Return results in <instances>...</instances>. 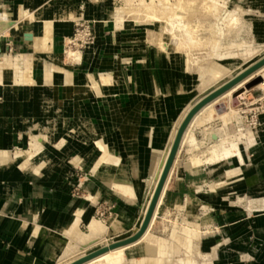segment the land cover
I'll use <instances>...</instances> for the list:
<instances>
[{"label":"bare ground","instance_id":"1","mask_svg":"<svg viewBox=\"0 0 264 264\" xmlns=\"http://www.w3.org/2000/svg\"><path fill=\"white\" fill-rule=\"evenodd\" d=\"M240 1L241 0L234 1L233 9H232L233 11L231 12V15L232 16L237 15L238 19L242 17V14L240 15L241 11L236 10V7ZM133 2L134 0H125V3L128 8V9L126 8L125 10L129 14L131 13H137L139 15L144 14L147 17V19L151 20V21H147L149 22V25L154 26L155 24H159V28L164 31L166 30L165 23L169 22V25L172 26L173 28L172 30L174 32L173 36L171 35L169 36L170 38L172 37L173 39L172 40L173 42H171L170 40V42L172 43L171 45L173 44L177 46L183 45L184 47L183 42H181L182 39L180 40L179 43L180 37L178 38L177 37L178 35L175 34L176 33L174 31L175 29L182 30L181 35L186 36V38L188 39L186 42L187 46L185 45V47H189L190 45L198 41H199L198 46H201L200 44L203 43L202 38L198 37L199 31L198 32L192 31L195 30V28H197L196 26L194 27V29H191V27L189 28L188 27L189 25L187 26V24H186L187 27L184 26L185 24V23L183 24L184 20L181 23L180 21L175 19V17L176 18L180 17L179 13H181L182 15V13L184 12L186 13V11H190L191 2H187L190 3L189 6V4L179 5V3L181 4L183 3L180 1L178 4H176L177 2H175L174 5H171L168 3V0H151V3L149 4H145L146 2L144 3L143 0H140V3L137 5L136 8L134 7ZM101 7L107 11L104 5L103 6L101 5ZM132 7H134L137 10L133 12ZM217 8L220 9V7L218 6L216 7V9ZM217 10L215 11L217 12ZM89 12L90 11H88L87 13L86 12L82 13L80 15L90 16L91 14L88 15ZM185 13L183 15H186ZM186 16L187 17L183 16L182 18L185 19L189 18L188 17L189 13ZM14 19L16 18H13V10L11 8L3 9L2 12H0V41L5 37L9 38L10 41H13L15 36L20 35L22 37V41H24V44L30 47L32 53L26 56L17 55L14 58H8L6 54L2 55L4 56L2 68H4V70L7 72H11V74L9 76L10 79L6 78L7 80H10V82H8L7 84L6 79H4V75L1 76L2 70L0 69V82L4 85L5 88H10L9 90L10 92H13L12 94L13 96L11 97H16V94L20 91L17 88H19L20 86L19 84H23V72L36 67L34 62L32 61V58L34 57V55H36L35 54L37 50L36 48H39L40 50L37 51H40V53H42L46 47V43L49 42L50 39H52L54 42L57 40L59 44H64V42L60 38L62 36L59 34L60 32L58 33L59 35H57L56 33L54 34L52 32L53 30L50 22L44 21L39 25H35L32 12L28 10L26 7H24V5L19 12V18H17V20ZM236 22H238V20ZM135 24H140V22H136ZM243 25H246V23H243ZM104 26L105 25L102 24L103 28ZM246 26H247L246 27L247 30H249V28L251 27L248 24ZM233 31H234V26L233 27L230 26V28H228L227 34H231ZM52 34L54 35L52 36ZM216 34H214V36L212 37L213 39L211 40V42H213L214 45L215 42L217 41L218 42L220 41L221 43L224 41L223 40L224 38L222 39L223 40L222 41L217 37ZM100 43H101V47L99 51L96 49L95 46L88 47L87 50L88 56L95 55L97 57L99 54L103 53L102 45L104 44V42L100 40ZM245 45H246L245 40H242L240 42H230L229 40L225 43L223 42L221 47L214 46L213 49L215 51L220 50L222 53H226L233 48L240 49ZM163 46H165V44H163ZM152 52H153L152 53V57H153L154 51ZM164 52H166L167 58L163 57L159 52V59H160L159 62H161V64L167 65L168 62H171L174 59H176V57H174L173 55L174 54L173 52H171L170 50L169 52L167 51V47L164 48ZM259 52L260 51L255 52L253 49L252 50L248 49L246 52L247 58L244 59L246 61L243 60L241 61L237 60L238 62L236 60L228 61L225 60V57H229V56L220 57L218 63H221L224 66V69L229 72V74L226 75L224 71L214 67L212 73L209 75L208 80H205V78H203V80L199 84V86H202L203 89L200 90L198 94L196 93L194 98L186 102H184V100L179 101L180 103L183 104V108L182 110L180 109L181 111L177 114L178 116L176 118L174 117L175 119L169 123L168 127L166 124V114H165L168 110L167 106L163 107L159 103H151L149 107L141 106L140 108L137 107L135 110H133L135 112L137 111L138 113H140V115L142 114L145 116L143 117V126L141 131L134 129L131 126L130 121H127L126 123H124V125L120 126L121 123H116L113 117H111V119L108 118L109 122H107V131L105 136L102 134L103 136L101 138H99L95 142H92L91 133H90L92 128V122L90 121V118H88V116L81 115L79 106H76L75 110L73 111L75 118L72 117V120L70 122L71 127L72 125L75 124L76 127L72 128V135L71 133H69L70 137L68 136V134H67L68 138L65 135H62L64 138L62 137V139L60 138L59 142L57 141L58 143L56 142L52 144L48 142L51 138L50 139L47 138L48 139V140L46 139L47 141L44 140L43 136L41 135L42 133L40 132V135L42 137L37 133V136L35 137L33 136L30 138L29 147H27L26 150L21 149L15 154H11L8 148H4L0 146V168L5 169V168L15 167V169L23 175L26 173L28 174L35 173L37 174V176L38 175L42 176L43 179L44 178L50 179L54 176L55 177L60 176L59 178L70 177L71 174L73 173L74 168H80L92 174L93 177L92 180H94L95 182L92 188L84 186L86 181L91 179H88L86 177L85 179L79 181L81 186L84 188V190H86V195L84 200L78 199L75 209L73 210V212L71 211L72 214L75 215L73 221L67 227L63 229L61 228L62 231L60 237L59 235L58 236L53 235L51 237V243L53 247L60 248V250L62 249V254L60 255V259L74 254L77 255L79 251L89 248L93 245H96L97 243H103V247H108L114 244V243H110L109 240L111 238L108 240L107 236L110 234V229H114L116 232H118L121 229L120 227L121 224L117 218V215L121 209L130 208L131 212L136 210L139 211V214L137 215L140 217L138 226L132 229L133 230L132 235L135 234V231H137L140 228L148 212V209L151 205L154 193L157 189L158 183L160 181V178L168 161L169 155L171 153L174 141L176 139L179 128L181 127L183 121L186 119L190 111L198 103H200L203 99H205L208 95L217 91L218 89H220L221 87H223L224 85H226L227 83H229L230 81H232L233 79H235L236 77L247 71L248 69L246 68V65L250 64L252 65L251 67H253L259 61L264 59V54L259 55ZM66 54L68 56H74L75 60L80 61V57H81L80 53L67 51ZM142 61L144 65L148 60H142ZM42 67H43L41 73L42 78L40 80H42L41 84H43L45 87L51 88L49 87L50 84L51 85L61 84L65 80L66 81L69 80V82L74 83L73 76L71 77L70 80L69 73L64 74L62 72L59 73V75H56L54 71L55 69L51 67L50 64L47 63L46 66H42ZM86 77L87 80L84 83L77 84L75 82L78 85L76 86V88L78 90V94H77L78 99L80 100H82L83 97H86L89 93L91 94L101 93V88L103 89V87L105 88V90H107V94H109V96L111 92L114 91V89H116V87H114V85L112 84V82L115 81L112 72L101 73L99 76L100 80L98 81V83L95 84H92V80L90 79V76H86ZM173 78H174L173 82L176 83L177 76H174ZM257 78L261 79V81L256 88L264 89V65L258 68L256 71H254L252 74L247 76L242 81L238 82L230 90L224 92L220 97H218L211 103L203 106L191 118L181 138L179 148L173 160V164L167 176L160 198L157 202L149 227L146 230V232L142 235V237L133 244L118 247L113 250H109L108 252L94 258L93 260L89 261L86 264H165V262L167 261H169L170 263V261L173 259V256H175L177 249L180 250L182 248L185 251L187 259H180L177 261V264H197V261L192 257L193 250L197 249V253H200L199 252L200 248L202 249V247L207 244L215 246L216 257L214 258H216V261L221 260L224 254L223 256H221L219 253L220 251L218 250L220 249L219 242L209 243L207 240H203L200 233V226L197 223L189 226L191 228L188 229L185 228L181 230L182 232L181 234H176V231L178 230L174 229L173 234L171 235V241H168L162 237H154L151 234V229L155 224V221L159 214V209L164 201V196L167 192L169 183L172 178L173 170L175 169L176 166V160L179 154V150L182 148L183 144L187 142V140H188V147L191 148L189 152L192 153V151L195 149L198 151L199 149H203L202 142L200 143L195 138H189L188 136L189 131L194 126H202V125L209 126V124L212 125L208 127V129L203 131V134L205 136L203 137L205 138V140L210 141L208 145L209 147L207 146L208 148L206 147V149H204L205 151L202 152V154L204 153L203 156L199 154L198 155L192 154L191 157L189 158V161L187 163L185 162V164H182V166L179 168V169H186V172H188L190 175H192L195 178L191 180L193 195L188 197L189 200L188 203L192 207L193 215L196 218H199L198 211L201 208L206 209L210 207L209 204H206L207 202L203 203L201 201V197L199 193L201 192V189L204 187L203 185L206 186L209 185L210 193L201 196H203L204 198L217 199L219 195H222V199H224L225 197H227L228 195L227 193L230 194V192L228 191L225 194L224 191L222 190L227 191V188L229 187V183L232 182V180L236 179L239 182V180H241V175L244 171L247 170L249 171L247 175L248 179H250L251 176L250 174L251 169H252V173L256 172V168H254L253 166H251V164H249L250 162L248 158V152L256 151L255 147L259 145V138L263 134H261L258 129L250 128V127L246 128L243 125L244 119L242 118L240 111H238L234 106L236 105L237 101H239L238 96L240 93H242V96H245L248 92H250L246 89V85H248L250 82H252ZM87 83H89L91 87H89ZM119 85L120 84H118L117 89L119 88ZM208 86L210 87L207 88ZM13 88L15 89V91H17V93L14 92ZM17 96L21 98V93H18ZM44 97L46 100L47 96L45 95ZM222 99H226L224 102H222L226 104V107L225 110L219 112L216 109L217 108L216 106L219 103V101ZM104 100L106 101V98ZM80 103L81 101L77 102L75 105H78ZM107 109L108 107L100 108L101 111L102 110L106 111ZM157 111L161 113L159 117L160 119H158L157 124L159 122H162V125L158 124L156 126V132L154 134H150L151 129H149L148 126L149 124L152 125L153 122L155 123L154 113ZM108 112H110V109H108ZM73 114L71 115L73 116ZM66 118H68V116H66ZM234 122L238 124V127L240 129L237 134H232L230 132V125L234 124ZM116 124L118 127V139L116 140V143L119 145L120 148L119 155L122 156L131 155L129 162H125V163L121 162V160L119 159L120 157L118 158V153H116V151L113 149L112 144L114 143L111 142L114 140H112L111 138V133L113 132L112 129L113 126H116ZM30 128L32 129V126H30ZM210 130L212 131L211 133L208 132ZM81 138L87 141H91L92 143L86 145V147L83 146L82 148H80L79 151H77L78 149L77 145H79V143H77V140ZM131 139L133 141L129 144ZM66 140H69V142H71L70 143L71 145H67ZM138 143L139 146L137 148ZM92 144L93 145L96 144L97 146V150L94 153L92 150L94 146ZM132 144H134L136 148H132L131 147ZM201 151H199L200 154ZM91 152L92 155L94 154L93 155L94 160L92 162H89L88 157L90 156ZM38 157H40V159H38ZM232 163H236L237 165L235 167H232ZM206 164H208V166L210 165V167L206 168L205 167ZM65 166H67L68 169H70V172L68 174L64 173L63 167ZM204 171L207 172L204 173ZM16 173L17 172H15V174ZM199 182H201L203 185H200ZM226 182L227 184H225ZM47 185L49 184L47 183ZM177 185H178L177 189L179 193L172 192L170 194L169 199L167 200L169 208L173 207L174 205L176 206L178 204L180 205L183 204L181 199L184 189L182 186V179L179 175H178ZM235 199H236V203L243 206L244 209L248 211L250 210V212L256 209L259 210L264 209V205L255 206V202L258 200L254 201L252 198L248 197L247 194L243 197L237 196ZM101 201H103L105 204H108L113 208V214L105 222L96 220L91 215V212L94 209L95 205ZM115 202L118 203V206L114 205ZM85 219L87 221V227H88L87 233L78 230V225L81 223V221ZM147 244H149L148 246L152 247L150 248L152 249V251L148 252L146 246ZM217 247L219 248L217 249ZM147 254L148 256L146 257ZM81 258H83V256L78 255L76 261ZM60 259L58 261H60ZM213 260L212 261L209 260V262L204 261L202 264H214L215 260L214 263ZM71 263H73V261L69 262L68 264Z\"/></svg>","mask_w":264,"mask_h":264},{"label":"rangeland","instance_id":"2","mask_svg":"<svg viewBox=\"0 0 264 264\" xmlns=\"http://www.w3.org/2000/svg\"><path fill=\"white\" fill-rule=\"evenodd\" d=\"M143 1L144 3L146 2L145 4L151 3V0H143ZM179 1L186 4L183 3L181 4L179 3ZM184 1L168 0V3L174 5L175 2H177L176 4L179 3V5L189 4L190 6V3L187 2H191L190 11H186V13L184 12L186 15H188L189 13L188 16L189 18L187 19L182 18L183 16L185 17L187 16L183 15L184 13H182L183 16L181 15V13H179L180 17L179 18L175 17V19L180 21L181 23L184 20L183 22V24L185 23L184 26H186L187 24V26L189 25L188 27L189 28L191 27V29H194L195 26L197 27L195 28V30L192 31L193 32L199 31L198 37H201L203 40V43L200 44L201 46H198L199 44L198 41L196 42L197 44L194 43L190 45L191 47L189 45H188L189 47H185V45L187 46L186 42L188 39L186 38V36L181 35L182 30L180 29H175L174 31L176 32L175 34L178 35L177 37L178 38L180 37L179 43L180 40L182 39L181 42H183L184 47L183 45L182 46H177L175 44H173L175 46L171 45L173 39L172 37L170 38L169 36L170 35L173 36L174 32L172 30L173 29L172 26L169 25L168 21H167L168 23H165L166 25L165 31L159 28V24H155L154 26H151L149 25V22H147L151 20L147 19V17L144 14L142 15H139L137 13L129 14L125 10L127 8L125 0H0V10H1L0 12H2L3 9L11 8L13 10V18H16L14 20H17V18H19V12L24 5V7H26L28 10L32 12L35 25H39L44 21L50 22L53 30L52 32L54 34L56 33L57 35L59 34L62 35L60 38L64 42V44H59V42L57 41L54 42L52 39H50L48 44H46V47L43 50V52L36 53V55H34L32 61L34 62L36 67L23 72V84H19V85H27L30 86L31 88L45 87L43 84H41L42 80L40 79L42 78L41 76L42 73L41 71L43 68L42 66H46V63L52 65L56 64L54 66L50 65L55 69L54 71L56 75H59V73L62 72L64 74L69 73L70 80L73 74L75 76L78 75L77 77H75L76 79H78L76 81L77 84L84 83L87 80L86 76H90V79L92 80V84L98 83V81L100 80L99 76L101 73L112 72L115 80L112 82V84L114 85V87H116V89H114V91L111 92L110 96L109 94H107V90H105V88L103 87V89L101 88V93L99 94L89 93L86 97H84L82 104L79 107L80 110H82L81 115L88 116V118H90V121L92 122V128L90 132L92 142H95L103 135L105 136L107 131V122H109L108 118L111 119V117H113L116 123H121L120 126L124 125V123H126L127 121H130L132 126V121L139 119V122H135L134 125L136 126V128H138V131H141L143 126V117L145 116L142 114L140 115V113H138L137 111L135 112L133 110H135L137 107L140 108L141 106L149 107L151 103H159L163 107L167 106L168 110L165 114H166V124L168 127L169 123L178 116L177 114L183 108V104L180 103L179 101L184 100V102H186L194 98L196 93L198 94V92H200V90L203 89V87L199 86V84L201 83L203 78H205V80H208L209 75L212 73L214 67L224 71L226 75L229 74V72L224 69V66L221 63H218L220 57L229 56V57H225V60L228 61L229 60L246 61L244 59L247 58L246 52L248 49L251 50L253 49L255 52L260 51L259 55L264 54V0H241L236 7L237 11H241L240 15L242 14V17L240 19H238L237 15L234 16L231 15V12L233 11L232 10L233 3L235 0H184ZM139 3L140 0H134L133 2L134 7L136 8ZM101 5L102 6L104 5L107 11L104 8H102ZM217 6L220 7V9L217 8L218 9L217 10L216 9ZM134 7H132L133 12L137 10ZM215 10H217V12ZM88 11H90L88 13V15L91 14L90 16L80 15L85 12L87 13ZM237 20L238 22H236ZM136 22H140V24H135ZM243 23H246V25L248 24L251 26L249 30H247L246 28L247 26L243 25ZM102 24L105 25L104 28L102 27ZM106 24L107 26L109 25V27H107ZM230 26L232 27L234 26V31L231 34H227L228 28H230ZM60 28L62 30H60ZM215 32L218 33L216 34ZM223 33L224 35L225 34L226 35L224 36ZM54 34H52V36ZM214 34H216L217 37L221 40L224 38L223 39L224 41L222 40L224 43L229 40L230 42H240L242 40H245L246 45L240 49L233 48L226 53H222L220 50L215 51L213 49L214 46L221 47L223 42L221 43L220 41L219 42L217 41L215 42L214 45V43L211 42ZM5 39L7 41H10L9 38L7 37L3 38L0 41L1 46H3V40ZM16 39L22 40V37L18 35L15 36L13 40L15 41ZM100 40L104 42L102 46H103V51L106 53L105 54L101 53L97 57L95 55L88 56L87 50L89 46H95L96 49L99 51L101 47ZM163 44H165V46H163ZM165 47H167L168 52L170 50L171 52L174 53L173 55L174 57H176V59H174L171 62H168L167 65L161 64V68L164 71L162 72L163 76H161L162 74H160V72L157 73H155L154 71L148 72V74L149 73L152 74V78L158 81L159 84L154 83V87H152V89L150 87V89L148 88V91H146L147 90L146 85L150 84V80L148 79L143 80L144 76H146L145 74L147 73L145 67L151 65L150 62L153 58L152 51H154V57L156 59L155 69L159 70V63H158L159 60L157 59H159V52L163 57L167 58V54L166 52H164ZM25 49L29 51V49L27 48ZM36 49L40 50L39 48ZM4 50L5 49L3 48L2 55L8 54ZM23 50L24 48L22 45H15L13 52L10 53L11 55L10 54L8 55L16 56L20 54L25 55L32 53L31 51L23 52ZM67 51L80 53L81 55L80 61L75 60L74 56H68L66 54ZM40 57L42 59H40ZM0 58H1L0 69L4 70V68H2V63L4 61V58L3 57ZM53 59L55 61H53ZM142 60H148V61L143 65ZM251 66L252 65L250 64L246 65V68L249 69ZM139 68H141V70ZM38 71H40V74L36 75L35 72L38 73ZM10 74L11 72H5L4 76H7V79H10L9 77ZM137 74L141 75V77H139L141 78L140 80L139 78H137L138 77ZM174 76H177L176 83L173 82ZM160 78L162 79L161 81ZM7 79H6L7 81L6 83L8 84L10 80ZM138 80H139V85L137 84L138 85L137 88L136 81ZM65 81L64 82L62 81L63 83H61V85L66 83V85H68L67 86L68 88L66 87V89L69 91V93L68 94L63 93L64 91L62 90V87H60V84H53V85L50 84L49 87L52 88L51 90L52 93L49 94L50 96L47 95L50 98L48 103L54 104L57 103V101H61V100L63 101L64 99L69 98L68 100H64V102L66 103V106L69 109L71 108L72 110L77 97L76 94H73L72 92V87L75 84L74 83L70 84L69 80L66 82ZM118 84L120 85L119 88L117 89ZM87 85L91 87L89 83H87ZM209 87L210 86H208L207 88ZM135 89H139V93L137 92L133 96L132 91ZM249 93L250 92H248L245 96H242V93H240L238 96V100L241 102H242L241 100L242 98L245 99V105L242 106V108L245 110L248 109L247 104L252 101V96ZM259 94L260 92H256L254 93L253 96L258 97ZM105 98L106 101L104 100ZM132 100H134L135 102L133 106L129 108V110L123 108L126 107L127 105H132L133 103ZM225 100L226 99H222L217 104L216 109L219 112H220V108H219L220 106L225 105L226 107V104L222 103ZM239 101H237L236 105L234 106L238 111H239V106H238ZM102 107H106V108L108 107V109H110V112H108V109L106 111L105 110L101 111L100 108ZM255 107L256 106L250 107V109H254ZM42 110L43 112H48V107L45 105V108L43 107ZM72 111L71 114H73ZM62 112L64 113V117H65L64 109L62 110ZM63 113L60 115V118H63L62 116ZM55 114L58 115L59 114L58 111H56ZM118 116H120L121 118ZM249 118L251 119V117ZM60 121H57L56 123L52 121L50 123L44 124V127L42 126V123H40V121L37 122L36 124H32L31 125L32 129L35 130L36 134H33L31 137L37 136V133L38 135H40L41 132L42 133L41 135L43 136L44 140H46L47 138L49 139L51 138L48 142L52 144L56 143L57 141L59 142L60 138L62 139L63 137L62 135H65L67 138L68 136L70 137L69 133H71L72 135V128H75L76 124L72 125L71 127L68 118H66L65 121H61V123ZM158 124L162 125V122H159ZM210 126L212 125L209 124V126L208 125L194 126L188 133L189 138H195L200 143L201 142L203 143L202 145L203 149H199V151L202 150L201 154L196 149L193 150L192 153L189 152L191 148L188 147V140L183 144L182 148L179 150V154L176 160V166L175 169L173 170L171 181L169 183L167 192L164 196V201L162 203L159 216L156 219L157 220L155 221L156 224L155 226L153 225L154 227L151 231V234L154 237H162L168 241H171V235L173 234L174 229L178 230L176 231V234H181L182 233L181 230L185 228L186 229L191 228L189 226L197 223L200 226V233L202 239L207 240L209 243L214 242V239L216 238L215 234H209V235L207 233L204 234L201 230V227L203 225L211 224L213 221L211 214L208 212L209 209H213L210 205H209L210 207L206 209L201 208L206 213L204 214L203 217H201L199 214V218H196L193 215L192 207L189 205V203H187L189 207L188 206L186 207L188 209V212L186 211V209L183 210L184 204L182 205L178 204L176 206L174 205L173 207L169 208V209H173V211H169L166 208L167 198L170 192L173 191V189L175 188L176 182H178V175L181 177L183 181L195 179L192 175L186 172V169H179V168L182 166V164H185V162L187 163L189 161V158L191 157L192 154L195 155L199 154L203 156L204 153L202 154V152L205 151L204 149H206V147L210 143V141L205 140L203 131L208 129V127ZM112 129L113 132L111 133V136H114L115 138L114 133L115 134L117 133L118 127L113 126ZM239 130L240 129L236 124V122L230 125V132L232 134H237ZM258 130L260 133H264V131L260 129ZM155 132L156 129L153 132L150 130V134H154ZM208 132L211 133L212 131L210 130ZM29 141L30 139L26 142V144L23 147H19L15 152H13L8 147L6 148H8L11 151V154H15L20 149L26 150V148L29 147ZM92 142L84 140L82 138L78 139L77 143H79V145H77L78 146L77 151H79L80 148H82L83 146L86 147V145L91 144ZM66 143L67 145H71L70 144L71 142H69V140H66ZM111 143H114V141H112ZM93 146L94 147L92 150L94 153L97 150V146L96 144H94ZM138 146L139 143L137 145V148ZM131 147L136 148L134 144H132ZM115 151L118 153V158L120 157L119 159L121 160V162L125 163L130 161L131 155L128 156L119 155L120 151L118 145H116ZM93 155L91 152L90 156L88 157L89 162H92L94 160ZM250 156L253 157L251 154ZM40 157H38V159H40ZM257 157L260 156L257 155L253 159L251 158V160L249 161L250 162L256 161ZM64 168H68V167L67 166L63 167V170ZM68 171L70 172V169H68ZM73 171H74V178L78 180L77 186L73 191L74 196L80 200H84L86 192L84 188L81 186L79 181L85 179L86 177L88 179H92V174L80 168H74ZM247 171H244L242 173L241 180L238 179L239 182L242 183L246 180ZM202 190H203L202 193H206L209 191V188L205 187ZM228 191L229 190H227L226 192ZM229 192L230 194L227 193L228 194L227 197H225L223 200H227L228 204L231 205V208H233L234 206L238 208H244L243 206L236 203L235 198L237 196L243 197L246 194H238L233 190ZM191 195H193V192L190 193L189 197ZM253 198L255 199L257 197H253ZM94 208H95L94 218L99 221L105 222L113 214V208L108 204H105L104 202H99L98 204L95 205ZM133 212L136 215L139 214L138 210ZM186 214L195 217L197 220H201L202 223L201 222L199 223L198 221L192 222L193 221L192 219H190V222L187 221ZM79 225H78V230L80 231ZM130 236H132V232L130 233ZM109 241L110 243H115L121 240L111 241L110 239ZM96 245L97 246L93 248L91 252H95L98 249H101V247H103V243H97ZM148 245L149 244L146 245L147 250L148 252H150L152 251V249H150L152 247ZM209 246L213 250L212 254H203L201 248L199 250L200 253H197V249L193 250L192 257L197 261V264H202L204 261L206 262H209V260L212 261L213 258L216 257L215 246L210 244ZM218 248L219 247H217V249ZM147 256L148 254L146 255V257ZM180 259H187L183 248L180 250L177 249V252L175 256H173V259L170 261V263L169 261H167L165 262V264H177V261ZM214 260L216 261V258Z\"/></svg>","mask_w":264,"mask_h":264},{"label":"crops","instance_id":"3","mask_svg":"<svg viewBox=\"0 0 264 264\" xmlns=\"http://www.w3.org/2000/svg\"><path fill=\"white\" fill-rule=\"evenodd\" d=\"M107 27H109V25ZM60 30L62 29L60 28ZM46 44H48V42ZM15 45H22L24 48L23 52L31 51L30 47L24 44V41L21 39H16L15 41L13 40L11 42L5 39L3 40V46L0 47V57L4 58V56H2L3 48L5 49L4 51L6 53L10 54L13 52ZM25 48L29 49V51ZM36 53H40V51H36ZM103 53L105 54L106 52L103 51ZM8 54H6L8 58H14L17 56H10L11 54ZM26 55L28 54H20L18 56ZM40 59L42 58L40 57ZM157 60L160 61V59ZM53 61L55 60L53 59ZM159 61V70L155 69L156 59L154 56L152 58L151 65L145 67L147 73L145 74L146 76H144L143 80H150V84L146 85V91H148V88L150 89V87L152 89V87H154V83H159L158 81L154 80L152 78V74H148V72L154 71L155 73L160 72V74L164 72L161 68V62ZM54 65L56 64H53L52 66ZM139 69L141 70V68ZM4 71L5 70H2L1 76L7 72ZM35 74H40V71H38V73L35 72ZM73 76L75 85L72 87V92L77 96L75 104L81 101V103L78 105L74 104L72 108L74 111L76 106L80 107L83 99H78L77 95L78 90L76 86L78 85L75 82L78 79L75 77L78 75L75 76L73 74ZM137 76V78L141 77L139 74H137ZM161 76H163V74ZM6 78L7 76H4V79ZM140 79L141 78H139V80ZM139 80L136 81L137 88L139 85ZM161 80L162 79L160 78V81ZM71 83L73 82H70V84ZM0 85V146L4 148L8 147L13 152L17 151L19 147H23L35 133V130L30 128L32 124H36L40 121L42 126H44V124H47L48 122L50 123L52 121L54 123L60 121L61 119V121H65L66 116H68L70 123L72 117L75 118L74 114L73 116L71 115V108L69 109L64 102V100H68L69 98H66L63 101H57V103L54 104L48 103L50 99L48 96H50L49 94L52 93V88H31L27 85H20L19 88H17L20 90L18 93H21V98H19L17 96L18 93L14 88L13 90L17 94L16 97H11L13 96V92L9 91L10 88H5L1 82ZM67 86L68 85H66V83L62 85L60 84V87H62V90L64 91L63 93H69V91L66 89ZM132 92L134 96L137 92L139 93V89H135ZM45 95H48L46 100L44 97ZM132 101V105H127L123 108L129 110V108L133 106L135 102L134 100ZM45 105L48 107V112H43L42 110L43 107L45 108ZM219 108L220 112H222L225 109V105L220 106ZM63 109L65 112V117L64 113L62 112ZM56 111H58V115L55 114ZM62 113L63 118H60ZM160 115L161 113H159V111L154 113L155 123L153 122L152 125L149 124L150 127L148 126L152 132L156 129ZM69 117L71 118L69 119ZM135 122H139V119L132 121V126L134 129L138 130V128H136L134 125ZM261 134L263 135L259 138V145L256 147V151L248 152L249 160H251V158L253 159L257 155L260 156L257 157L256 161H249L251 166L256 168V172L252 173L251 169L250 179H248L246 176V180L242 183L234 179L229 183V187L227 188V190H233L238 194H247L252 199H254L253 197H257L254 199V201L258 200L255 202V206L264 205V133ZM114 135L115 138L114 136H111V138L114 140L113 149L115 150L116 145H118L116 143V140L118 139V130L116 134L114 133ZM132 141L133 140L131 139L129 144ZM250 154L253 157H251ZM236 165V163H232V167H235ZM205 167L208 168L210 165L208 166V164H206ZM15 170V167L5 169L0 168V264H68L71 261H76L78 255H82L83 257L89 255L90 253L88 252H91L97 245H93L89 248L81 250L77 255L74 254L60 259L62 249L60 250V248H54L51 243V237L53 235H59L60 237L62 229L67 227L75 217L72 212L76 207L78 198L74 196L73 191L77 186L78 180L74 178V171L70 177L59 178V176L52 177L50 179H43L42 176H37L35 173H26L23 175L19 171ZM13 171L17 172V175ZM64 172L68 174V168H64ZM206 172L207 171H204V173ZM248 173L249 171H247V175ZM47 183L49 185H47ZM94 183L95 182L92 179L87 180L84 186L92 188ZM199 184L203 185L201 182H199ZM225 184H227V182ZM191 185V180H182L184 192L182 194L181 200L184 204L183 210L186 209L187 212L188 209L186 207L188 206V197L192 192ZM177 186L178 185L176 182V186L173 191L170 192V194L172 192L179 193ZM203 186V188L208 187L209 191L202 193V188L199 194L201 201L203 203L207 202L206 204H209L213 208L208 210L213 221L211 224L203 225L201 230L204 234L207 233L208 235H216L214 242L220 243L219 253L222 256L224 254L221 260L215 261L214 264H264V209H256L252 212H249L244 208H238L236 206L231 208V205L228 204V201L222 199V195H219L217 199L204 198L201 195L209 194L210 187L209 185ZM222 191H224L226 194L225 190ZM169 196L167 200L169 199ZM114 205L118 206V203L115 202ZM166 208L169 211H173V209H169L168 201H166ZM160 210L161 207L159 209V213ZM94 211L95 208L91 212L93 217ZM205 213L206 212L204 210H199L201 217H203ZM186 216L187 221L189 222L190 219H192V222L198 221L199 223H202L201 220H197L191 215L186 214ZM117 218L121 224V229L118 232H116L114 229H110V234L107 236L108 239L111 238V240L114 241L129 237L130 233L133 231L132 229L138 226L139 223V217L131 212L130 208L121 209L117 215ZM79 229L81 232H88L86 219L81 221ZM201 250L203 254H212L213 252L212 248L208 244L203 246ZM59 259L60 261H58Z\"/></svg>","mask_w":264,"mask_h":264},{"label":"water","instance_id":"4","mask_svg":"<svg viewBox=\"0 0 264 264\" xmlns=\"http://www.w3.org/2000/svg\"><path fill=\"white\" fill-rule=\"evenodd\" d=\"M264 65V59H262L261 61H259L257 64H255L253 67H251L250 69H248L247 71H245L244 73H242L241 75H239L238 77H236L235 79H233L232 81H230L229 83H227L226 85H224L223 87H221L220 89H218L217 91L211 93L210 95H208L205 99H203L200 103H198L188 114V116L186 117V119L183 121L181 127L179 128L178 134L176 136V139L174 141L171 153L169 155L168 161L166 163L165 169L162 173V176L160 178V181L158 183L157 189L154 193L151 205L148 209V212L140 226V228L135 231V234L123 239L121 241H118L117 243H114L108 247H103L93 253H90L89 255H86L85 257L74 261L71 264H86L89 261L93 260L94 258L108 252L109 250H113L116 249L118 247H122V246H126V245H130L135 243L137 240H139L142 235L146 232V230L149 227V224L151 222L154 210L156 208L157 202L160 198L161 192L163 190V187L165 185L167 176L169 174V171L171 169V166L173 164V160L175 158V155L177 153V150L179 148V144L181 141V138L183 136V133L185 131V129L187 128L191 118L205 105L211 103L212 101H214L215 99H217L218 97H220L224 92L230 90L234 85H236L238 82L242 81L243 79H245L247 76H249L250 74H252L254 71H256L258 68H260L261 66ZM261 79L257 78L255 80H253L252 82H250L248 85H246V89L248 91H251L253 89H255L257 87V85L260 83Z\"/></svg>","mask_w":264,"mask_h":264},{"label":"built area","instance_id":"5","mask_svg":"<svg viewBox=\"0 0 264 264\" xmlns=\"http://www.w3.org/2000/svg\"><path fill=\"white\" fill-rule=\"evenodd\" d=\"M256 92H260L258 97L253 96ZM249 94L252 96V101L247 104L248 109L245 110L242 108V106L245 105V99L242 98V102L239 101L238 104L240 114L245 120L243 125L245 127H253L264 131V89L255 88L251 90ZM254 106H256L254 109H250V107ZM249 117H251V119Z\"/></svg>","mask_w":264,"mask_h":264}]
</instances>
